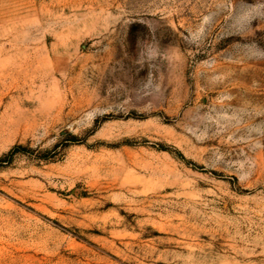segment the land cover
<instances>
[{"label": "rangeland", "instance_id": "rangeland-1", "mask_svg": "<svg viewBox=\"0 0 264 264\" xmlns=\"http://www.w3.org/2000/svg\"><path fill=\"white\" fill-rule=\"evenodd\" d=\"M0 264H264V0H0Z\"/></svg>", "mask_w": 264, "mask_h": 264}]
</instances>
